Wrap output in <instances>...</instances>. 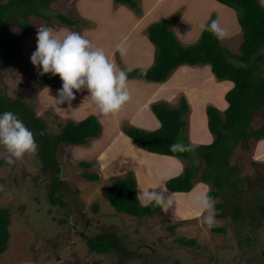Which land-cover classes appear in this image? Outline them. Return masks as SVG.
<instances>
[{
	"label": "rangeland",
	"instance_id": "1",
	"mask_svg": "<svg viewBox=\"0 0 264 264\" xmlns=\"http://www.w3.org/2000/svg\"><path fill=\"white\" fill-rule=\"evenodd\" d=\"M102 1L54 0L44 9V13L48 16L47 20L28 16L23 18L30 24L28 28L22 27L19 22L8 25L15 37H21V44L10 62L2 69L0 67V97L4 96L9 101L22 103L27 108L26 113H32L35 118L43 121L44 133L51 137L58 135L61 126L70 121L69 118L61 116L62 111H59L61 109L63 112L64 109L67 111L70 106L67 103L56 104L54 99L57 90L49 86L37 85L40 73L30 63V55L35 50L37 29L42 26L54 28L58 36H62L65 31L81 33L92 42L94 47L103 49L110 61L115 60L120 68L127 69V58L124 54L121 55L118 48L124 47L129 51L130 44H127L126 39L131 43L132 41L138 43L140 37H147V28L154 23L172 19L171 30L175 35L180 37L178 33L185 26L186 31L181 33L184 40H193L189 38V31L192 32L193 29L188 31V28L197 26L192 25L193 20L185 12V8L187 10L191 7L190 13L197 18L213 11L216 16L211 15L205 23L207 24L214 17L222 27L228 29V36L223 39L222 46L231 54H239L242 31L238 23V12L214 0H158L159 2L135 0L138 11L126 4H117L115 0H107L105 2L107 5ZM258 2L264 8V0ZM163 5L167 7L161 8ZM119 6L121 19L116 17V14H119L116 13ZM93 13L97 15H93L92 18L86 17ZM54 14L65 16L76 23L73 26L62 24ZM185 41L183 47H187ZM117 43L116 48L114 46ZM128 56L131 54L129 53ZM229 60L235 65L241 64L234 58L229 57ZM134 61L140 62L136 58ZM262 73H264V64ZM187 80L189 82L183 81L178 85L185 87L191 100V107H194L193 112L188 111L184 117L187 125L183 136L203 142L208 139V135H211L208 131L205 110L210 106L217 108L224 104L227 107L226 93L222 96L219 90L231 83L218 80L221 88L216 89L217 79L209 83L193 75ZM128 81H130L128 84H131L132 81L143 80L129 78ZM195 88H200L199 97L192 95L191 89L194 91ZM128 90L130 92L131 85H128ZM87 97L86 90L76 94L75 102L78 103V107L86 108L80 111L81 115L86 111L87 113L96 111L97 114L89 113L78 120L94 115L109 124L111 118L117 119L122 116L119 113L121 109L107 117L100 115ZM179 97L173 99L178 101ZM205 103H208V106L204 108ZM126 104L129 108H125L124 112L137 111L141 104L139 95L130 92V100ZM178 104L179 102L167 105L176 108ZM70 111L72 113V110ZM224 111H219L222 116ZM26 113L22 111L17 115L37 139L39 132L36 127L30 126L29 115L27 116ZM262 125H264V110L261 114H255L251 129L257 130ZM123 126L125 125L122 124ZM101 132L99 138L89 139L86 147L59 145L55 156V164L59 166L57 171L45 167L37 155H25L9 165L6 163L8 153L0 147V209L6 211L10 219L7 250L0 255V264H264V216L259 211V207L264 202V153L255 151L257 143L255 140H248L246 146L242 143L236 146L230 158L231 167L226 168L224 179H220L223 185L213 201L216 226L223 231L214 232L202 224L201 214L187 218L198 210L190 203L192 198L201 194L196 192L199 188L198 184L207 187L208 193L216 190L213 185L201 180L206 168L194 152H190L191 159L184 162L185 167L192 166L196 169V176L192 181L195 190L191 191V194L181 196L177 201L178 212L175 211L177 216L182 215L185 219L170 222L169 209L166 210L168 216L161 212L146 218H134L116 213L107 200L106 188L115 179L113 175L134 177V173L129 172L120 176L124 169L123 164L117 163L120 160L113 161L110 165L103 162L104 165L101 166L95 160L86 162L78 158L79 155L84 156V159H94L98 154L97 150L111 146L114 141L118 142V130L116 131L113 126L110 125ZM111 147L116 151L119 144ZM259 149H262L261 145ZM134 152L135 150L131 149L132 157L147 158L144 154L135 155ZM133 161L137 160L133 159ZM82 163H90L91 167L85 168ZM215 171L211 170L212 173ZM84 173L97 174L99 180L89 181L84 178ZM56 178L62 180L63 185L56 195L58 200L53 203L49 192L52 181ZM147 188L151 191L150 187L143 186L141 191H147ZM205 193L207 194V191ZM94 204L98 205L96 212L92 210ZM237 208L241 210L240 216H237ZM190 211L194 213L187 215L191 213ZM100 234H110L118 238L119 247L125 253L115 249L108 254L90 253L86 242ZM183 238L195 239L197 243L192 246L180 244L179 239ZM59 256L61 258L57 259Z\"/></svg>",
	"mask_w": 264,
	"mask_h": 264
},
{
	"label": "trees",
	"instance_id": "2",
	"mask_svg": "<svg viewBox=\"0 0 264 264\" xmlns=\"http://www.w3.org/2000/svg\"><path fill=\"white\" fill-rule=\"evenodd\" d=\"M53 1L7 0L3 2L0 0L1 69L10 62L21 44V37H15L8 25L19 22L22 27L28 28L30 24L23 19L28 16L42 17L47 20L48 16L44 13V9ZM214 1L238 12V23L242 31L239 54H231L222 46L223 40L217 39L212 32L206 29L202 30L196 43L183 47L171 30L172 19H168L154 23L147 28L148 41L154 47L153 64L146 69L128 71V79L139 78L152 83H162L169 78L176 68L182 65H209L217 80L232 83V88L225 94L227 108L223 112V116L214 107L210 106L205 110L208 131L213 137V141L209 145H192L194 147L193 152L202 160L206 168L201 180L216 188L207 194L213 200L217 198L223 185L220 179H224V171L227 167H231L230 158L236 146L239 143L246 146L250 139L259 141L264 138V125L257 130L251 129L253 116L257 113L261 114L264 109V73H262L264 64V8L258 0ZM115 2L126 4L138 11L135 0H115ZM54 15L62 24L73 26L76 23L60 14ZM211 20H215L214 17ZM229 57L241 64L239 66L233 64ZM61 83L58 76H52L49 73L40 75L37 85L49 86L58 90ZM150 110L160 123L159 128L146 131L125 125L122 127V132L139 149L148 153L174 157L183 162L191 159V153H174L169 150V145L177 139L189 144L187 138L183 136L187 125L184 117L189 111L186 100L181 98L176 108L162 102L151 104ZM3 111H13L18 114L22 111L26 113L27 108L22 103L9 101L2 96L0 97V112ZM26 114L29 115L30 126L36 127L39 132V138H35L39 145L36 155L45 167L54 171L59 170V166L55 164L56 150L59 145L83 146L88 139L100 136L102 131L97 117L91 115L79 122L67 121L61 126L59 134L51 137L44 133L45 124L41 119L35 118L32 113ZM82 165L85 168L90 167L87 163H82ZM211 170L216 171L212 173ZM83 176L92 182L99 180L97 174L84 173ZM195 176L196 169L192 166H186L178 177L166 181L168 191L173 193L189 192L192 189V181ZM62 185L63 182L59 178L52 181L49 197L53 203L58 200L56 195L60 192ZM136 189L137 182L133 176L115 178L106 188L107 200L118 214L134 218L153 217L158 214L161 210L160 206L145 207L140 204ZM239 208L236 210L237 216L241 214V208ZM97 209L98 205L94 204L92 210L96 212ZM259 211L264 216V202L259 207ZM219 216L222 217L223 215ZM9 226L10 219L7 212L0 209V255L7 250ZM212 231L222 232L223 230L215 226ZM179 243L192 246L197 242L195 239L186 240L183 238L179 239ZM87 246L90 252L100 254H107L112 249L125 253L119 247V239L110 234L96 236L95 239L87 242Z\"/></svg>",
	"mask_w": 264,
	"mask_h": 264
},
{
	"label": "clouds",
	"instance_id": "3",
	"mask_svg": "<svg viewBox=\"0 0 264 264\" xmlns=\"http://www.w3.org/2000/svg\"><path fill=\"white\" fill-rule=\"evenodd\" d=\"M202 29L212 32L217 39L223 40L228 31L217 20L201 25ZM35 50L30 55V63L38 69L40 75L58 76L61 87L54 99L57 105L67 103L69 106L76 98V93L86 90L88 99L98 113L110 116L117 113L130 100L128 90V71L120 68L115 60H109L103 49L94 47L92 42L76 31H65L58 36L50 26L37 29ZM121 55L126 53L119 47ZM0 147L7 153L6 163L14 164L25 155L35 156L39 145L32 130L13 111L0 112ZM169 150L174 153H190L194 147L177 139ZM161 175V183L152 191L139 194L140 203L147 207L160 206L168 210L175 204L174 193L167 189ZM190 203L196 206L202 216V224L207 229L216 226L215 206L213 199L206 193L198 194Z\"/></svg>",
	"mask_w": 264,
	"mask_h": 264
},
{
	"label": "crops",
	"instance_id": "4",
	"mask_svg": "<svg viewBox=\"0 0 264 264\" xmlns=\"http://www.w3.org/2000/svg\"><path fill=\"white\" fill-rule=\"evenodd\" d=\"M99 1L101 2L102 0H99ZM105 2H107V0L102 1V3L106 4ZM157 2H159V1L157 0ZM165 7H167V6L163 5V7H161V8L164 9ZM117 10H116V13L118 12L119 14H116V17L118 19H121L122 15L120 14V10H121L120 6H119V9H117ZM191 10H192L191 7L188 8L187 10L185 8V12L193 20L192 25H195L197 27L196 28H188V31H189V29H193L192 32L189 31V38H191L193 40L189 39L188 41H185L183 35L182 34L180 35V33H178L180 35V37L175 35L182 46H183L184 41L187 44L186 46H190V45L196 43L197 40L199 39L200 35H201L202 30H203L201 25L206 24L205 22H207L208 18L211 15L214 14L216 16V14L213 11H209L205 15H203L204 18H202L203 16L200 18H197V17H194L192 15V13H190ZM93 15H97V14L96 13L89 14L86 17L92 18ZM133 22H135V20H133ZM175 24H177V23H175ZM134 27L136 28L135 23H134ZM180 31H181V33L185 32L186 31L185 26L182 27V30H180ZM140 38L141 39L139 40L138 43H134L136 41H132V43H131V41L129 39H126L128 41L127 44H130L129 45L130 49H129V51L128 50L126 51L124 56H126V58H127L126 59L127 66H129L130 70L146 69L153 64L154 47H152V45H150V42L147 40L146 36L145 37L142 36ZM122 39L124 40L125 37ZM117 46H118V43L114 47L117 48ZM129 53L131 54V56H128ZM134 58H136L137 60H140V62L134 61ZM132 65H134V66H132ZM127 66H126V68L129 69ZM205 70L209 74L211 80H216V78L214 77V75L212 74V72L210 70L209 65H197V66L182 65V66L176 68L173 71V73L169 76V78L165 82H162V83H145L144 81H146V80H144V79H141V80H143L142 82H133L132 81L131 84H128V85H131L130 92H131V94H133V92H134L135 94L139 95L140 101H141V104H140L139 108L137 109V111L132 112V113L124 112L123 110L125 108L126 109L129 108L128 105L125 104L121 108V110L123 112L119 111V113L122 116H119V118H117V119L111 118V121L109 122V124H106L105 120L100 119V117L98 116V119H100L98 121L101 123V127L103 126V129H105L106 127L111 125L116 129V131L118 130V137H119L118 139L119 140H118V142L114 141L113 143H111V146L118 143L119 148L115 151V149L113 147L107 146L106 148H103L102 150H97L98 154H97L96 158H94V159H84V156L81 157L79 155H78V158H80L81 160L86 161V162H90L91 160H95L101 166L104 165L103 162L104 163L106 162V165H107V163H109L108 165H110L111 162H113V161L117 162L118 160H120L117 163L121 164V165L123 164V166H124V169L123 168H122L123 170L121 169L122 172H121L120 176H124L126 173H129V172L134 173V178L137 182V189H136L137 197L139 196L140 193H143L141 191L142 186L143 187H150L151 191H152V189L157 188V185L158 184L160 185V183H161V175L162 174H165V179H164L165 183L167 180L180 175L183 172V169L185 168V163L182 160H179V159L174 158V157L148 153L146 151L139 149L135 145V143L122 132V124L128 125V126H133L135 128H139L141 130H146V131L156 130L157 128H159L160 123L152 114V112L150 110V105L155 104V103H161V102L166 103L168 105L176 104V102H179L180 100L176 101L173 98L179 97V96H181V97H179V99L184 98L186 100L188 106H190L189 111H192L194 106L191 107V100L189 99L188 92L185 90L184 86H180L178 84L180 82H183V81L189 82L187 80V78L190 76H193V75H194V77H196L198 79H202V80L205 79L206 80L207 76L205 74L206 73ZM211 80L209 81V83L213 82ZM128 83H130V81H128ZM232 86L233 85L231 83V85H226V87H223L222 89H220L219 91L222 93V96L224 93L229 91L232 88ZM215 88L216 89L221 88V83L218 82V80H217ZM199 89L200 88H195L194 91H193V89H191V91L193 92L192 95L199 97V95H198ZM180 94H182V95H180ZM76 100L77 99H74L71 102L69 110L65 111V109H64L65 113L63 112V109H61V110L58 109L59 111H62L60 113L61 116L69 118L68 120H70V121L79 122L80 120H78V119H83L89 113L94 114V115L97 114L96 111H93V112L90 111L88 113L86 111L84 114L81 115L80 111H83L86 108L85 107H78V103L75 102ZM82 103L84 104V102H82ZM210 103H213V102H210ZM194 104H195V102H194ZM207 106H208V103H205L203 105L204 108ZM217 108L219 111H224L227 107L224 104V106H218ZM70 110H72V113ZM145 114H146V116L144 117ZM142 116H143V118H142ZM254 117H255V115L253 116V119H254ZM138 118H140V119H138ZM138 122H140V123H138ZM190 130H191V128H190ZM207 138L208 139H206L203 142H199L196 140L194 141V139H192V137L190 139H187V140H188L189 144L195 145V146L209 145L213 141V137L211 135H208ZM88 140H87L86 144L83 146L86 147ZM256 142L257 143H256L255 151L257 150V153H260L263 151V153H264V138L259 140V141H256ZM259 145L262 146L261 151L259 149ZM131 149L135 150V152H134L135 155L139 154V153L144 154L151 161H149L145 157H142V158H139L138 156L132 157L133 154H131ZM234 151H235V149H234ZM258 158H261V157H258ZM124 159H125V161H124ZM133 159H136L137 161H133ZM87 164L90 165V163H87ZM145 174H146V176H145ZM113 176H114L113 178H119V176H117V177H115V175H113ZM120 178H123V177H120ZM203 186L204 185H202V184H198L199 188H198V191H196V192H200L202 194V193H205L207 191V194H208L207 187L204 186V188H203ZM200 188H202V190H200ZM147 190H148V188H147ZM193 190H195L194 186L192 187V189L189 192L174 193L175 194L174 195L175 204L171 208H169V213L165 209H163L162 207H161V210L159 213L162 212L163 214L164 213L166 214V212H167L171 217H173V218H171L166 214L168 216V219L170 222H178V221L185 219L184 217H182V215H179V216L176 215V213L178 212L177 208H176V207H178L177 201L180 200L181 196L188 194L191 191L193 192ZM156 191H158V188L156 189ZM171 193H173V192H171ZM138 200L140 202L139 197H138ZM175 211H176V213H175ZM192 213H194V212L188 213L187 215H190ZM200 214L201 213L198 209L197 212L188 216L187 218H190V217L194 218ZM183 216H185V215H183Z\"/></svg>",
	"mask_w": 264,
	"mask_h": 264
},
{
	"label": "bare ground",
	"instance_id": "5",
	"mask_svg": "<svg viewBox=\"0 0 264 264\" xmlns=\"http://www.w3.org/2000/svg\"><path fill=\"white\" fill-rule=\"evenodd\" d=\"M150 17V16H149ZM228 25V24H227ZM227 28L229 27V26H226ZM228 30V29H227ZM180 35H181V31H180ZM183 38V37H182ZM206 74V82H209L211 79H210V76H209V74L208 73H205ZM260 151H261V149H260Z\"/></svg>",
	"mask_w": 264,
	"mask_h": 264
},
{
	"label": "flooded vegetation",
	"instance_id": "6",
	"mask_svg": "<svg viewBox=\"0 0 264 264\" xmlns=\"http://www.w3.org/2000/svg\"><path fill=\"white\" fill-rule=\"evenodd\" d=\"M91 239H95V237H94V238H91ZM91 239H89L88 241H90ZM88 241H87V242H88ZM87 242H86V245H87ZM87 247H88V246H87ZM110 252H111V251H110ZM110 252H108V253H110ZM90 253H94V254H96V255H97V254L101 255L100 253H96V252H90ZM108 253H107V254H108ZM121 253H122V252H121ZM105 254H106V253H105ZM58 258H61V257L59 256V257H57V259H58Z\"/></svg>",
	"mask_w": 264,
	"mask_h": 264
}]
</instances>
